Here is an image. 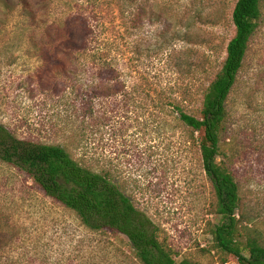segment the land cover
<instances>
[{"label": "rangeland", "instance_id": "1", "mask_svg": "<svg viewBox=\"0 0 264 264\" xmlns=\"http://www.w3.org/2000/svg\"><path fill=\"white\" fill-rule=\"evenodd\" d=\"M235 2H0V123L20 138L67 145L74 157L82 154L72 148L77 144L72 84L65 91L59 85L51 91L39 87L35 74L40 63L34 56L39 46L32 47L28 36L37 40L62 29L59 24L66 20L86 17L93 34L91 51L81 65L91 72L92 55L101 48L123 85L116 96L97 100L96 111L105 117L100 127H89L88 156L99 157L112 171L116 167L122 190L152 219L177 260L219 264L221 253L212 247L210 234L216 220L210 212L213 192L197 149L187 141L188 128H172L170 115L158 110L154 99L164 90L179 99L186 112L199 115L203 90L220 68L234 34ZM24 9L32 12L31 21L22 16ZM186 61L193 72H188ZM81 78L85 85L97 81L89 72H82ZM226 108L225 135L234 154L231 167L241 211L264 235V0ZM0 207L21 229L15 246L8 244L0 260L11 255L23 257V264H141L124 235L86 229L72 210L2 161ZM226 264L237 262L227 257Z\"/></svg>", "mask_w": 264, "mask_h": 264}, {"label": "trees", "instance_id": "2", "mask_svg": "<svg viewBox=\"0 0 264 264\" xmlns=\"http://www.w3.org/2000/svg\"><path fill=\"white\" fill-rule=\"evenodd\" d=\"M262 1L236 0L231 12L234 34L226 44L220 68L203 90L198 116L186 112L179 99L173 94L165 95L164 90L158 91L154 99L155 107L170 115L172 128L180 125L188 128L187 141L199 153L202 170L213 192L210 212L216 220L211 223L210 234L212 247L221 253L219 264H226L227 257L237 264H264V235L246 221L241 211L242 199L231 167L234 154L225 135L229 118L226 100L258 26ZM0 2L4 4L5 0ZM22 16L30 21L33 18L26 9ZM59 27L62 29L53 30L45 37L41 35L35 40L32 34L28 39L32 47L39 46L34 55L40 63L35 74L39 87L51 91L59 85L65 91L72 84L73 122L79 131L77 144L72 148L82 154L74 157L67 145L20 138L0 123V161L24 173L46 196L72 210L86 229L124 235L141 264H200L189 258L177 260L172 249L160 240L152 219L122 190L116 167L112 171L99 157L88 156L89 127H100L105 117L104 112L96 111L97 100L116 96L122 92L123 85L119 72L108 63V56L101 48L97 49L100 53L92 55L91 72L81 65V59L91 51L93 34L86 17L80 15L73 22L66 20ZM50 53L54 54L52 59L46 57ZM184 65L188 72H193L191 63L186 61ZM82 72H89V78L97 81L85 85ZM88 161L97 163L88 164ZM20 233V227L0 207V253L15 246ZM23 260L21 256L6 255L0 264H23Z\"/></svg>", "mask_w": 264, "mask_h": 264}]
</instances>
